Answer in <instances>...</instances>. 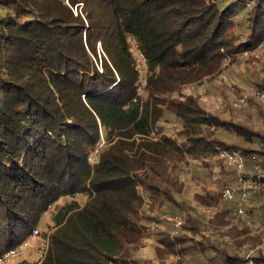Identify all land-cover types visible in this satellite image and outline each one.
Listing matches in <instances>:
<instances>
[{"label":"trees","instance_id":"16d2710c","mask_svg":"<svg viewBox=\"0 0 264 264\" xmlns=\"http://www.w3.org/2000/svg\"><path fill=\"white\" fill-rule=\"evenodd\" d=\"M262 42L264 0H0V264L62 197L39 264H151L137 253L151 219L143 209L183 205V164L209 166L223 149L240 151L247 164L264 154L227 144L217 131L262 145L264 133L184 92ZM222 197L197 196L207 205ZM199 226L189 213L182 224L193 233ZM192 240L161 233L160 263ZM199 244L220 256L212 264L245 261ZM255 261L264 264V255Z\"/></svg>","mask_w":264,"mask_h":264},{"label":"rangeland","instance_id":"374dc122","mask_svg":"<svg viewBox=\"0 0 264 264\" xmlns=\"http://www.w3.org/2000/svg\"><path fill=\"white\" fill-rule=\"evenodd\" d=\"M74 9L78 12L80 10L77 6ZM131 50L135 57L141 54L133 39H131ZM98 52L99 60L101 56H104L100 43H98ZM139 66L146 74L147 61L143 66L140 64ZM260 83L264 84V45L258 48L256 54L242 55L232 62L228 60L221 75L212 80L204 79L189 85L184 89V92L196 96L200 105L207 111L264 133V114L257 101L252 100L247 106L235 105L248 91L254 88L260 89L258 85ZM166 117H164L163 123L171 131L176 126L175 119L169 115ZM217 134L227 144L252 148L263 147L264 149V145L257 142L249 143L235 132L227 129H219ZM259 157L264 162V154ZM248 169L253 170L252 163L248 165ZM178 173L184 182V191L178 196V201L183 205L177 206L162 202L144 206V212L148 213L151 219L145 221L149 231L139 245L138 255L147 258L152 262L151 264H161L157 252L159 235L161 233H186L193 238L192 243L185 244L182 253L166 258V264H212V257H216L218 261L220 256L209 249L204 250L199 244L200 241L213 242L219 247H223L228 253L237 254L245 260L243 264H256L255 257L260 254L264 255V246L262 245L264 224L258 222V216H264V209L261 208L264 207V188L247 201H239L237 197L231 199L222 197L219 204L207 205L200 202L197 196L204 195L211 190L222 191L226 185H236L235 171L228 169L218 156L209 166L190 160L182 165ZM78 199L83 202L85 197L79 195ZM65 201H67L65 197L60 198L58 204L43 215L37 231L31 234L16 251L8 253L4 264H39L41 262L48 247V236L54 229V215ZM257 205H261V207L258 208ZM239 206L245 208L246 213L233 221L230 219V212ZM225 209L229 210L223 212ZM188 213L200 221V230L196 233L182 227ZM232 221L233 224H231ZM256 235L260 237L259 240L255 239Z\"/></svg>","mask_w":264,"mask_h":264},{"label":"built area","instance_id":"2783aa9c","mask_svg":"<svg viewBox=\"0 0 264 264\" xmlns=\"http://www.w3.org/2000/svg\"><path fill=\"white\" fill-rule=\"evenodd\" d=\"M264 45L261 43L260 47ZM259 47V48H260ZM257 49L251 51H245L243 55H252L257 53ZM138 63L143 66L145 63V58L138 54L136 55ZM257 101L264 114V89L254 88L244 94L238 102L235 103L236 106L250 104V101ZM219 158L223 164L228 168L235 171L237 179L236 185H226L222 190V196L224 199H231L237 197L239 201H247L250 197L258 194L264 188V164L260 157H253V170L250 171L247 165V159L244 154L237 150H227L223 149L219 152ZM91 161H94V153L91 154ZM246 213L245 208L239 206L231 212L232 220L235 221L241 215ZM233 221L231 224H233ZM258 222L264 224V216H258ZM179 226V223H178ZM264 246V241L263 244Z\"/></svg>","mask_w":264,"mask_h":264},{"label":"crops","instance_id":"0c3cea01","mask_svg":"<svg viewBox=\"0 0 264 264\" xmlns=\"http://www.w3.org/2000/svg\"><path fill=\"white\" fill-rule=\"evenodd\" d=\"M262 162H263V161H262ZM251 163L253 164V162L251 161V162H249L247 165H249V164H251ZM263 163H264V162H263ZM230 170H231V169H230ZM236 179H237V178H236ZM257 207L260 208L261 205H257ZM261 208L264 209V207H261ZM231 212H232V211H231Z\"/></svg>","mask_w":264,"mask_h":264}]
</instances>
